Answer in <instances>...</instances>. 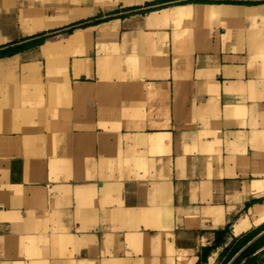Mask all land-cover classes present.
I'll use <instances>...</instances> for the list:
<instances>
[{
    "label": "crops",
    "instance_id": "crops-1",
    "mask_svg": "<svg viewBox=\"0 0 264 264\" xmlns=\"http://www.w3.org/2000/svg\"><path fill=\"white\" fill-rule=\"evenodd\" d=\"M29 1L0 0V264L257 263L264 0Z\"/></svg>",
    "mask_w": 264,
    "mask_h": 264
},
{
    "label": "trees",
    "instance_id": "trees-1",
    "mask_svg": "<svg viewBox=\"0 0 264 264\" xmlns=\"http://www.w3.org/2000/svg\"><path fill=\"white\" fill-rule=\"evenodd\" d=\"M95 21H92V24H94ZM86 24H82L81 26H84ZM72 29L66 31L67 33L71 32ZM23 47H12V48H7L3 51L0 52V56H5V55H8V54H12V53H15L19 50H21ZM261 246H263V241L262 240H259V241H256L252 246H250L248 248V250H246L244 253H242L232 264H239V262L241 261V259L245 256H247V252L250 251V250H256L258 248H260Z\"/></svg>",
    "mask_w": 264,
    "mask_h": 264
},
{
    "label": "rangeland",
    "instance_id": "rangeland-1",
    "mask_svg": "<svg viewBox=\"0 0 264 264\" xmlns=\"http://www.w3.org/2000/svg\"><path fill=\"white\" fill-rule=\"evenodd\" d=\"M19 1V0H18ZM15 2H17V0H15ZM40 2V1H39ZM37 0H30L29 2H27V4L24 6V5H16L15 8L11 7V12L14 10H17L16 7H19L21 6L23 12H27L26 15L28 17H30V11H32V9L36 6V7H39L40 8V3H39ZM20 11V10H19ZM15 12V11H14ZM17 13V11L15 12ZM19 18H22V15L19 16ZM11 19H17L16 15H11ZM17 25V24H16ZM15 25V26H16ZM14 26V25H13ZM14 26V27H15ZM257 263L259 264H264V255L262 257H260V259L256 260ZM257 263H254L253 261L249 262L248 264H257Z\"/></svg>",
    "mask_w": 264,
    "mask_h": 264
}]
</instances>
